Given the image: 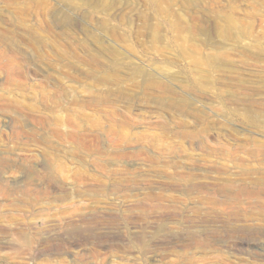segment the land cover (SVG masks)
Listing matches in <instances>:
<instances>
[{"label": "rangeland", "instance_id": "374dc122", "mask_svg": "<svg viewBox=\"0 0 264 264\" xmlns=\"http://www.w3.org/2000/svg\"><path fill=\"white\" fill-rule=\"evenodd\" d=\"M262 247L264 0H0V264Z\"/></svg>", "mask_w": 264, "mask_h": 264}, {"label": "bare ground", "instance_id": "6f19581e", "mask_svg": "<svg viewBox=\"0 0 264 264\" xmlns=\"http://www.w3.org/2000/svg\"><path fill=\"white\" fill-rule=\"evenodd\" d=\"M253 249H254V248H253ZM240 250H241V249H240ZM262 250H264L263 247H262ZM262 253H263V252H262ZM254 256H255V255H254Z\"/></svg>", "mask_w": 264, "mask_h": 264}]
</instances>
